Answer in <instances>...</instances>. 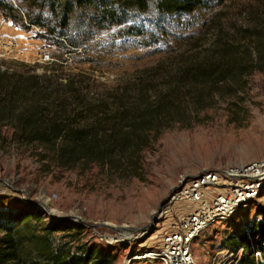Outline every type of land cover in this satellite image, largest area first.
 I'll return each instance as SVG.
<instances>
[{
    "label": "rangeland",
    "instance_id": "obj_1",
    "mask_svg": "<svg viewBox=\"0 0 264 264\" xmlns=\"http://www.w3.org/2000/svg\"><path fill=\"white\" fill-rule=\"evenodd\" d=\"M13 1L27 15L43 16L60 35L46 33L48 26L22 28L0 15V72L44 77L63 102L49 106L60 121L68 118L103 135L133 104H150L176 86L182 107L157 117L158 126L150 124L156 132H141L148 146L138 159L115 157L113 164L83 170L58 168L52 151L15 142L7 135L11 122L0 120V213L33 206L46 221L69 220L111 252L114 264H128V254L139 257L158 244L169 219H158L159 210L182 178L264 159V72L252 70L251 52L256 34L264 38V0H205L189 13L160 11L151 3L145 11L125 10L111 25L91 6L63 27L46 4ZM216 45L234 48L243 56L242 72L252 71L208 92L198 86L200 101L194 103V89L191 94L190 87L177 85L175 76ZM263 219L264 189L233 219L200 233L191 245L195 263L241 264L249 253L237 237ZM137 232L144 237L125 239ZM263 247L264 241L255 247L260 255L252 252L254 262H263Z\"/></svg>",
    "mask_w": 264,
    "mask_h": 264
},
{
    "label": "trees",
    "instance_id": "obj_2",
    "mask_svg": "<svg viewBox=\"0 0 264 264\" xmlns=\"http://www.w3.org/2000/svg\"><path fill=\"white\" fill-rule=\"evenodd\" d=\"M31 3L46 4L57 14L63 27L77 10L91 6L100 21L111 25L117 23V17L125 10L145 11L151 3L160 11L189 13L201 8L205 0H31ZM0 15L25 29L32 25L48 26L46 33L57 35L43 16L27 15L13 0H0ZM251 47L252 70L264 72V38L256 34ZM206 52L198 63L186 66L175 76L177 85L190 87L191 94L194 89V103L200 101L198 86L208 92L214 85L234 81L242 73L248 76L252 71L242 72L239 60L243 56L237 57L235 49L228 45H216ZM46 81L44 77L0 72V120L11 122L7 135L15 142L52 151V161L66 170H83L96 163L113 164L115 157L137 156L138 159L148 146V137L142 134L145 130L156 132L150 124L158 126L157 117L173 116L172 111L182 107V91L177 86L171 87L166 93L155 95L150 104H133L132 109L115 117L113 126L101 135L98 129L84 124L73 126L68 118L60 121L49 106L63 102L52 96ZM122 120L128 122L127 126L119 124ZM39 158L45 157L39 155ZM84 230L66 219L46 221L33 206L0 213V264H114V255L86 239ZM237 238L238 244L249 253L241 264H264V247L260 249L263 262L256 263L252 258L255 247L264 241V219L253 221Z\"/></svg>",
    "mask_w": 264,
    "mask_h": 264
},
{
    "label": "built area",
    "instance_id": "obj_3",
    "mask_svg": "<svg viewBox=\"0 0 264 264\" xmlns=\"http://www.w3.org/2000/svg\"><path fill=\"white\" fill-rule=\"evenodd\" d=\"M264 189V159L245 165H226L182 178L159 210L158 219L169 218L157 245L141 256L132 252L126 263L196 264L191 245L200 233L226 222L256 199ZM145 234V233H144ZM144 235L127 239L140 240ZM256 256L260 254L255 252Z\"/></svg>",
    "mask_w": 264,
    "mask_h": 264
},
{
    "label": "water",
    "instance_id": "obj_4",
    "mask_svg": "<svg viewBox=\"0 0 264 264\" xmlns=\"http://www.w3.org/2000/svg\"><path fill=\"white\" fill-rule=\"evenodd\" d=\"M126 230H128L129 232H135L138 230V228H127ZM129 237L125 238L128 239Z\"/></svg>",
    "mask_w": 264,
    "mask_h": 264
},
{
    "label": "bare ground",
    "instance_id": "obj_5",
    "mask_svg": "<svg viewBox=\"0 0 264 264\" xmlns=\"http://www.w3.org/2000/svg\"><path fill=\"white\" fill-rule=\"evenodd\" d=\"M135 235H141L142 236V235H144V233L143 232H137V234L135 233V234L131 235L130 238L135 237ZM139 255H142V254H139Z\"/></svg>",
    "mask_w": 264,
    "mask_h": 264
}]
</instances>
